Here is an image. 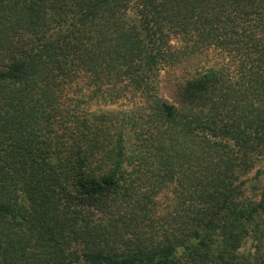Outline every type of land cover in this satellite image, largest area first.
<instances>
[{"label": "trees", "instance_id": "obj_1", "mask_svg": "<svg viewBox=\"0 0 264 264\" xmlns=\"http://www.w3.org/2000/svg\"><path fill=\"white\" fill-rule=\"evenodd\" d=\"M263 162L264 0H0V264H264Z\"/></svg>", "mask_w": 264, "mask_h": 264}, {"label": "rangeland", "instance_id": "obj_2", "mask_svg": "<svg viewBox=\"0 0 264 264\" xmlns=\"http://www.w3.org/2000/svg\"><path fill=\"white\" fill-rule=\"evenodd\" d=\"M177 75V72H176ZM176 75H169L167 69H159L157 71V85L158 93L160 96L165 98L169 102L178 103L180 97V88L182 87L183 82L177 79ZM261 159V158H260ZM262 160H260L261 162ZM264 163V162H263ZM264 169V168H263ZM250 175V174H249ZM249 193L251 191L249 190ZM168 194L165 192L159 197L161 203H166ZM249 241H247L240 249L241 252H245L249 248Z\"/></svg>", "mask_w": 264, "mask_h": 264}]
</instances>
